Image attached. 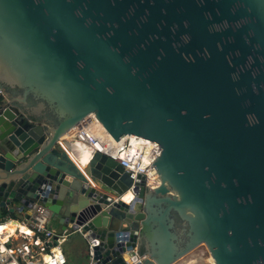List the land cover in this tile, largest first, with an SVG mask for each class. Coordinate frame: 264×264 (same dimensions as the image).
<instances>
[{"label": "water", "instance_id": "95a60500", "mask_svg": "<svg viewBox=\"0 0 264 264\" xmlns=\"http://www.w3.org/2000/svg\"><path fill=\"white\" fill-rule=\"evenodd\" d=\"M0 85V213L48 207L83 264H264V0H0ZM90 115L161 148L131 202L58 144Z\"/></svg>", "mask_w": 264, "mask_h": 264}, {"label": "built area", "instance_id": "2783aa9c", "mask_svg": "<svg viewBox=\"0 0 264 264\" xmlns=\"http://www.w3.org/2000/svg\"><path fill=\"white\" fill-rule=\"evenodd\" d=\"M3 104H9V99L0 85V105ZM100 127L98 119L90 115L66 133L58 144L67 153L68 150L64 147L66 144L79 143L88 147L93 153L89 163L97 153L118 162L133 179L129 192L136 197L138 177H146V187L148 180H153L152 165L160 155L161 148L151 141L145 144L132 137L116 141L109 138ZM52 222V211L42 204L34 207L30 219H26L25 224L13 217L0 222V228L8 226L12 229L0 233V264H68L64 244L69 239V234L54 230ZM97 243L99 244V241ZM92 249L93 244L90 245V250ZM142 260L143 258H140L139 262ZM90 264L95 263L91 261Z\"/></svg>", "mask_w": 264, "mask_h": 264}, {"label": "rangeland", "instance_id": "374dc122", "mask_svg": "<svg viewBox=\"0 0 264 264\" xmlns=\"http://www.w3.org/2000/svg\"><path fill=\"white\" fill-rule=\"evenodd\" d=\"M21 215H15L16 218H18L21 222H26L25 217L21 218ZM11 215L7 213H0V222H2L4 219L10 217ZM66 253L69 250V245L65 246ZM65 252V251H64ZM78 262L77 256L73 255L72 260L70 264H76ZM87 263L84 259H80V263ZM176 264H216L211 257L209 250L205 245H200L196 249H194L191 253H189L187 256H185L183 259L178 261Z\"/></svg>", "mask_w": 264, "mask_h": 264}, {"label": "bare ground", "instance_id": "6f19581e", "mask_svg": "<svg viewBox=\"0 0 264 264\" xmlns=\"http://www.w3.org/2000/svg\"><path fill=\"white\" fill-rule=\"evenodd\" d=\"M99 125L101 126L100 128L103 130V132H105L109 138H112L109 132L105 129V127L100 122H99ZM64 147L68 150V154L75 161V163L78 166H80V168H85L88 165L93 155V153L89 150V148L84 146L83 144H79V143L73 144V145L66 144L64 145ZM134 197L135 196L132 192H128L123 196V199L126 202H131L134 199ZM8 229H10V227L8 226L5 228H0V233H4V231ZM22 230L26 231L25 229H22ZM10 231H12V229H10Z\"/></svg>", "mask_w": 264, "mask_h": 264}, {"label": "crops", "instance_id": "0c3cea01", "mask_svg": "<svg viewBox=\"0 0 264 264\" xmlns=\"http://www.w3.org/2000/svg\"><path fill=\"white\" fill-rule=\"evenodd\" d=\"M23 217H25V219H27L25 214L21 215V218H23ZM13 218H15V217H13ZM15 219H18V218H15ZM23 224H25V223L23 222ZM51 226L53 227L54 230L59 231V232L61 231V227L59 225H57L55 222H52ZM66 245H69V250L67 253H66V249H65ZM64 251H65V254L67 255L68 260H69L68 264H70L73 255L77 256V258H78V262H76V264H81L80 259H83V252L79 248V246L72 240V238L68 239L66 241V243L64 244Z\"/></svg>", "mask_w": 264, "mask_h": 264}]
</instances>
